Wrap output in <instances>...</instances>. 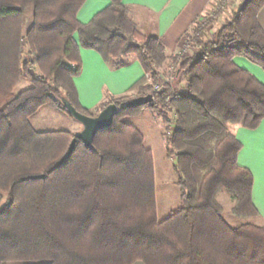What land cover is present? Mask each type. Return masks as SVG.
I'll list each match as a JSON object with an SVG mask.
<instances>
[{
	"label": "trees",
	"instance_id": "16d2710c",
	"mask_svg": "<svg viewBox=\"0 0 264 264\" xmlns=\"http://www.w3.org/2000/svg\"><path fill=\"white\" fill-rule=\"evenodd\" d=\"M85 1L0 0V264H264L254 176L238 162L243 145L232 131L264 120V83L234 60L264 70V0H244L213 36L197 19L185 33L195 51L172 59L123 0L83 23ZM81 48L96 50L112 70L133 55L145 73L124 94L87 109L74 82ZM23 79L29 86L17 92ZM148 93L154 101L146 105L166 123L182 190V206L161 220L152 150L127 122L142 107H121ZM62 97L88 116L111 103L119 111L92 147L77 139L59 163L78 133L38 130L31 118L44 106L69 114ZM223 193L240 221L225 217Z\"/></svg>",
	"mask_w": 264,
	"mask_h": 264
},
{
	"label": "crops",
	"instance_id": "0c3cea01",
	"mask_svg": "<svg viewBox=\"0 0 264 264\" xmlns=\"http://www.w3.org/2000/svg\"><path fill=\"white\" fill-rule=\"evenodd\" d=\"M243 1L237 0L232 7L228 6L218 13L216 26L223 24L232 10ZM123 3L130 7L139 29L145 34L160 36L168 55L175 56L179 53L186 31L195 20H202L213 12L217 0H123ZM109 4L110 0H86L78 12V19L83 23L89 22ZM259 21L264 28V7L259 13ZM81 57L82 72L74 78V82L80 103L85 108L97 107L108 94H124L145 73L141 62L133 55L125 57L128 63L115 70L106 64L96 50L81 48ZM234 60L264 83V70L259 65L241 56ZM81 129L82 126L78 130ZM232 131L243 145L238 162L249 168L254 176L252 199L264 218V120L257 129L234 126ZM134 264L144 262L137 261Z\"/></svg>",
	"mask_w": 264,
	"mask_h": 264
},
{
	"label": "rangeland",
	"instance_id": "374dc122",
	"mask_svg": "<svg viewBox=\"0 0 264 264\" xmlns=\"http://www.w3.org/2000/svg\"><path fill=\"white\" fill-rule=\"evenodd\" d=\"M236 2L237 0L231 4V7ZM220 3H223L222 0H217L216 5ZM224 10H226V8L218 9V11L214 9L215 15L211 19H207L208 23L205 25H207L206 27L209 32V36H213L214 29L217 27L215 21L217 20L218 13L220 14ZM194 22H196V20ZM202 23H204V21H202ZM191 28H193V25ZM187 39L191 40L190 37H187L186 34H184L183 41L179 47L180 53H189L191 51H195L192 49V44L190 45L188 51H182V49H184L186 46ZM171 57L173 58V56H170V58ZM171 59L167 63V66L163 68L164 76L168 79H171L172 77L170 76L171 74L169 75L171 72ZM28 86L29 82L26 79H23L17 85L16 91L19 92ZM141 107L140 113L128 117L127 122L135 125L142 131L145 137V145L152 150L155 166L157 215L161 220L167 217L172 211L182 206V190L178 185L180 175L176 171V153L171 156L168 155V131L166 129L167 126L165 121L159 116L155 108L149 107L146 104ZM87 109L96 110V107ZM31 122L38 130L68 129L74 133H79L80 131L78 129L80 126H82L78 120L73 118L67 112H61L46 106L40 108L36 115L31 118ZM173 127L174 124L172 122V129L170 130V133L172 132ZM219 199L225 206V217L230 222L236 223L240 221L231 213V207L233 206L231 197L227 193H223L219 196ZM5 201L6 198L2 202L1 206L5 205ZM8 264H22V262H9Z\"/></svg>",
	"mask_w": 264,
	"mask_h": 264
},
{
	"label": "water",
	"instance_id": "95a60500",
	"mask_svg": "<svg viewBox=\"0 0 264 264\" xmlns=\"http://www.w3.org/2000/svg\"><path fill=\"white\" fill-rule=\"evenodd\" d=\"M153 101L154 95L148 93L131 98L123 103L121 107L134 108L143 106L147 103H152ZM62 102L69 114L82 124V129L72 140L67 154L59 163L63 162L73 152L77 139H81L86 146L92 147L97 132L101 129L111 127L114 122V117L119 111L118 105L116 103H111L99 111L95 116H88L79 112L66 97H62ZM42 177H44V175H42Z\"/></svg>",
	"mask_w": 264,
	"mask_h": 264
},
{
	"label": "built area",
	"instance_id": "2783aa9c",
	"mask_svg": "<svg viewBox=\"0 0 264 264\" xmlns=\"http://www.w3.org/2000/svg\"><path fill=\"white\" fill-rule=\"evenodd\" d=\"M236 1V0H222L223 3H220L218 5L215 6V9L218 11V9H223L225 7L231 6V4ZM215 15V12H210L208 13L204 18L203 21L206 22L207 19H211L213 16ZM191 45V40L187 39L186 40V46L184 49H182L183 52H186L189 50V47ZM169 80V79H167Z\"/></svg>",
	"mask_w": 264,
	"mask_h": 264
}]
</instances>
